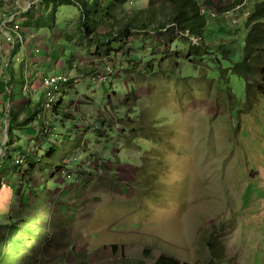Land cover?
Here are the masks:
<instances>
[{
  "label": "rangeland",
  "instance_id": "rangeland-1",
  "mask_svg": "<svg viewBox=\"0 0 264 264\" xmlns=\"http://www.w3.org/2000/svg\"><path fill=\"white\" fill-rule=\"evenodd\" d=\"M195 1L202 5L206 0ZM237 1L222 12L230 1L214 0V10L205 15L202 46L175 25L171 28L174 11L166 0H128L110 20L116 29L130 15L142 23L152 21L149 30L132 32L126 45L114 47L123 51L119 57L133 49L129 70L119 57L112 54L115 59L109 61L81 38L75 6H61L54 18L41 2L25 10L39 38L27 48L18 36L15 45H2L5 54L11 48L15 52L11 97L6 92L12 101L8 121L18 102L30 98L45 114L36 126L44 123L52 133L41 131L43 137L32 142L34 129L24 134L14 126L4 149L26 162L22 150L56 147V164L65 165L67 157L74 163L63 174L48 161L42 171L39 167L31 173V184H26L28 176L16 188L12 169L0 160L3 194L11 192L8 185L14 192L10 203L0 201V224L7 226L0 252L14 255L23 249L21 241L11 240L28 236L32 218L39 216L41 241L34 244L35 237H28L32 241L22 264H155L161 256L180 264H264V95L249 97L245 80L232 71L258 24L246 28L247 20L257 6L264 9V0ZM162 24L166 30L153 31ZM23 26L28 29L22 22L12 30L21 33ZM190 43L202 47L200 54L187 58ZM37 47L44 49L39 57L52 52L53 59L37 61ZM16 54L23 55L22 61ZM73 56L78 60L69 69ZM56 60L64 66L51 71ZM106 62L115 66L114 73L100 85L94 78ZM28 65L37 93L22 78ZM84 67L93 71L84 75L77 70ZM39 72L65 73L68 90L76 86L90 104L77 103L80 113L73 118L64 115L68 109L55 114L46 104ZM9 79L6 74L3 81ZM59 93L63 91L57 103ZM27 164L21 169L27 170Z\"/></svg>",
  "mask_w": 264,
  "mask_h": 264
},
{
  "label": "trees",
  "instance_id": "trees-1",
  "mask_svg": "<svg viewBox=\"0 0 264 264\" xmlns=\"http://www.w3.org/2000/svg\"><path fill=\"white\" fill-rule=\"evenodd\" d=\"M166 2H169V4L172 6V10L174 11L172 16L174 23H172L173 27L171 28H174L175 25L177 28L180 29L181 32H184L185 34L188 35L187 38L188 40H190V38L196 39L199 42V44L203 46L202 33L206 25L205 15L207 9L208 10L213 9L211 8L212 1L206 0L202 5L197 3L195 0H166ZM41 3L44 6V11L49 13V15L53 18L56 16V13L58 12L61 6L63 5L75 6L79 14L77 25L81 33V38L89 39L91 43H94L96 47V52L100 54L101 52H104V54L101 55L105 58H109L108 59L109 61L111 58H113L111 57L112 54L116 55L114 57H119V55L123 52V51L121 52V48L114 49V47H117V45H121V44L126 45L127 40L130 37H132L131 35L132 32H135V34H139L142 31L149 30L150 29L149 26L151 25L152 22L150 21L147 24L142 23L140 21V18L132 17L130 15L127 18L126 22L123 25L118 26V29H116L114 27L115 22L111 24L112 22H110V20L113 21V18L116 15V13H120L121 10L125 9V5L128 3V0H41ZM239 3L241 2L239 1ZM261 7L257 6V10L255 11V13L254 14L251 13L252 14V15L250 14L251 17L247 20L246 28L248 27V23H258V24H255L253 29L248 33L245 42L242 62L240 64L235 65V67L232 70L234 73H236L245 80L246 91L249 97H251V95L254 94L255 92H256L255 94L264 95V65H262V56L264 54V28L263 26H260L261 21L264 20V9H261ZM203 9L206 10L204 14L202 13ZM229 9L230 8L223 9L222 12L224 11L228 12ZM176 10H177V14L175 12ZM41 17L42 16H39V18L37 19L38 22H40V19L43 20V17L42 18ZM43 23L46 24L45 21H43ZM24 25L27 26L28 32L32 31L33 28L28 20L24 22ZM51 29L54 30L53 28ZM105 30L107 31L104 32ZM162 30H166V24L159 25L158 27L153 29V31L157 33H159ZM21 36L25 38V33H23ZM201 47L192 45L190 43L191 53L187 58H191L193 55L200 54ZM132 50L133 49L130 46L129 49H127L126 53L122 55V57L121 56L119 57L120 64L124 68H126V70H129L128 67H130V64L134 63L132 58L134 55L131 54ZM103 65L105 67L100 68L101 71H104L107 65H111V62H106ZM134 69L135 68H133V70ZM77 70L84 75L89 74L93 71L92 69H85V67L82 69L78 68ZM97 70L98 68L95 69L94 72ZM24 100H25L24 104H22L17 109L14 117H12L11 120L9 121V140L10 137L13 136L14 134L13 132L14 126H18L19 128H25L31 122L37 121L39 123V120L44 118L45 116L43 112V108L40 103L34 104L30 98L27 99L25 97ZM53 112L55 114L56 113L58 114L56 108L53 109ZM21 114H24V118L22 120H20ZM43 124L44 123L38 125L39 128H41V131ZM42 132L45 136H49L48 133H44V131ZM56 153H57V149L55 147H52L49 150H47L45 154L41 155V157H39L37 153H30L26 150H22L20 156H24L25 158H27L28 160L26 161L28 163L27 170L21 169L20 167L21 165L16 164V161L15 159H13L11 154L6 155L5 162L7 163L8 167L12 169L9 172L15 174L13 175L14 182L11 183L15 186H17L18 183L22 184L23 180L28 176L30 177L31 173L36 171L39 167L40 170L42 171L41 165L42 164L44 165L48 161L52 162L51 163L52 170H58L59 172L60 170H62L61 168H67L68 165L65 164L64 162L63 163L65 165L60 166L62 161L58 162V164H56L53 161ZM31 180L32 177L27 178L26 184H31L32 183ZM27 219L29 218L27 217ZM32 219L35 223L32 225L29 224V227L26 230L29 231L28 236H25L24 238L21 236H19V238L14 236L13 239L11 240L12 244L13 241L15 240L21 241V243L23 244L22 247L24 248L14 251V255H11L10 251L0 252V264H8L7 260H9L10 257L11 259L9 261V264H22L20 260L28 254L27 246L32 241L29 240L28 237L30 238H32V236L35 237L34 244H38L41 241V237H39L41 230L38 226L40 217L35 216ZM32 219H29V222ZM6 228L7 226L5 224H0V246L3 243L4 239L6 238V235L2 233V231L6 230ZM15 233H17V231ZM209 247L210 248L212 247V243L209 244ZM112 249L115 250L116 246H113ZM56 252H61V249L60 250L57 249ZM27 264H32V263H27ZM155 264H180V263L172 258L161 256L155 261Z\"/></svg>",
  "mask_w": 264,
  "mask_h": 264
},
{
  "label": "crops",
  "instance_id": "crops-1",
  "mask_svg": "<svg viewBox=\"0 0 264 264\" xmlns=\"http://www.w3.org/2000/svg\"><path fill=\"white\" fill-rule=\"evenodd\" d=\"M212 3H214V0H211ZM230 1V4L227 2V6L225 9H227L228 7L230 9H233L234 7H232L234 4V0H228ZM36 2L40 3L41 0H0V21H3L4 19H9L11 16L15 15V20L18 24H22L23 22V25H24V22L27 21L28 19L26 18V14H25V10H28L31 8L32 5H34ZM238 1L235 0V3H237ZM32 4V5H31ZM214 5V4H213ZM230 5V6H228ZM235 5V4H234ZM30 22V21H29ZM25 33V40L27 42H24V47L27 48L28 46H30L33 42L36 43V41H38V36L36 37V35H34L33 31L31 32H28V30L23 26L21 28V35ZM2 45H9L5 39H3L0 43V109H1V112L3 114H8L11 113V110H12V101L10 99L11 97V93H10V84H11V80L13 79V75L12 73L14 71H16L15 68H13V62H12V59H13V56H14V50L11 48V49H8V53L5 54L4 52V48ZM22 45V44H21ZM12 46V45H10ZM9 46V48H10ZM44 50V49H43ZM81 53V52H80ZM8 54V55H7ZM17 55V54H16ZM39 55V54H38ZM38 55H35L37 56V61L39 59H42V60H47L50 58L53 59V55H52V52L51 54L47 53L46 56H38ZM19 60L23 59V55H17ZM73 59H77L76 56H73L72 58V61H70V65H69V69H71V67H75V61H73ZM78 60V59H77ZM7 61V62H6ZM22 61V60H21ZM48 63V62H47ZM64 66L63 64H60L58 62V60H56L55 62H51V71H54L55 69H61V67ZM24 67V65H23ZM14 69V70H13ZM26 70L29 71L27 72L28 75L27 77H22L23 78V81H24V84H26L25 87L29 88L30 91H35L37 90L38 92V87L39 85L38 84H35L33 83L35 80L33 79L34 75H33V69L28 65L26 66ZM67 70V69H65ZM36 72V71H35ZM103 72V71H102ZM6 74L9 76V81H6V83L3 81V78L6 76ZM37 77H38V82L39 84L41 85V80L43 77L45 76H49V74L47 72H39L37 73ZM54 75V74H53ZM80 78H77L75 80L76 83L80 82ZM67 85V86H66ZM104 89H106V87L104 86L103 87ZM69 89V85L66 83L64 85H62L61 89H60V92L63 91V95L61 96V94L59 93L61 99H59V102L56 106L53 107L56 108L57 112H59V110H66L68 109L67 111H65L64 115L65 114H69V115H72L71 118H73V115L75 114H78V112L80 113V106H77L76 104L77 103H80L81 105H89L90 102H86V101H90V99H87L86 96H83L82 92H80L77 87L75 86L74 88H71L70 90ZM77 89V90H76ZM68 90V91H67ZM9 92V96L10 97H7V94L6 92ZM68 92V93H66ZM74 99H75V104H74ZM86 99V100H85ZM82 100V102H81ZM25 100L24 99H21L18 104H17V109L22 105L24 104ZM35 104V102H33ZM68 105V106H67ZM74 105V106H73ZM58 108V109H57ZM16 109V110H17ZM57 114V113H56ZM68 115V116H69ZM47 117V116H46ZM59 116H57L56 119H58ZM24 118V114H21L20 116V120H22ZM48 118V117H47ZM48 120V119H47ZM49 122L52 123V126L54 125L53 121L49 120ZM34 124V125H33ZM37 125V121H34V122H31L27 127L25 128H21L22 132L25 134V133H29V131L31 130H35V137L32 136L29 140L32 142H34V140H40L41 137V130L39 128V126H36ZM43 134V133H42ZM14 135V134H13ZM51 135V134H50ZM37 138V139H36ZM46 138V137H45ZM2 139H0V145H1V141ZM60 142V140H58ZM65 142V140L63 141ZM56 148V147H55ZM57 149V148H56ZM45 152H43V151ZM36 151H40L41 154H45L46 153V150L44 149V146H39V147H36V146H33V147H29V152L30 153H36ZM58 151V150H57ZM43 152V153H42ZM5 160V157L3 158ZM1 160V159H0ZM53 161H56L55 158ZM93 166V164H92ZM9 174H12V172H9ZM15 175V174H14ZM18 176V175H17ZM7 177V176H6ZM1 180V178H0ZM14 182V181H13ZM20 184V183H19ZM4 184L2 183L1 187H0V201H3V202H8L10 203V199L11 201L13 200V190L11 189V186L8 185V189L11 191V192H8V194H3V190H4ZM74 185V184H72ZM108 184H106L107 186ZM12 186H14L12 184ZM105 186V187H106ZM16 188L19 187L18 185L15 186ZM56 188V186H55ZM8 190V191H9ZM18 194H20V192H18ZM17 194V195H18ZM0 204H2L0 202ZM2 209H3V204H2ZM61 210H64L63 208H60V211L59 213H61L62 211ZM64 212V211H63ZM75 246V244H74ZM72 249V248H71ZM69 249V250H71ZM68 250V249H67ZM72 251V250H71Z\"/></svg>",
  "mask_w": 264,
  "mask_h": 264
},
{
  "label": "built area",
  "instance_id": "built-area-1",
  "mask_svg": "<svg viewBox=\"0 0 264 264\" xmlns=\"http://www.w3.org/2000/svg\"><path fill=\"white\" fill-rule=\"evenodd\" d=\"M206 12L205 9L202 10V13L204 14ZM212 18H216V15L211 14ZM15 15L11 16L9 19H4L3 21H0V43L3 39H5L6 42H8L10 45H15L16 36H18L19 42L23 43V37L21 36V33L16 32L14 29L12 30V27L14 25H18L16 22ZM11 30L13 32H11ZM15 33V34H14ZM193 42L196 44L198 41L196 39H192ZM43 51L41 47H37L35 50V54H40ZM114 73V67L109 65L105 68V70L98 74L97 79L94 78V81L97 82L100 85H104L108 82L109 78ZM41 88L46 90V97H47V106L50 109H52L57 104V94L62 87V85L69 82V78L66 76L65 73L62 74H56L52 76H45L42 78ZM37 93V90L34 91ZM8 114H3L0 109V139L2 138L1 142V149H0V159L6 157V151L4 149V144H7L9 142V121H8ZM41 130V128H40ZM42 131L44 133L51 134L52 131H49L46 129V126H42ZM16 164L23 165L25 163V160L22 157L17 158ZM65 164L68 166L73 163L72 158L67 157L65 158ZM67 171V168H62L60 170L61 173H65ZM71 176L68 175L67 179H70Z\"/></svg>",
  "mask_w": 264,
  "mask_h": 264
}]
</instances>
